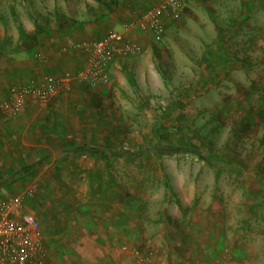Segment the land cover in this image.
Wrapping results in <instances>:
<instances>
[{"label": "rangeland", "instance_id": "1", "mask_svg": "<svg viewBox=\"0 0 264 264\" xmlns=\"http://www.w3.org/2000/svg\"><path fill=\"white\" fill-rule=\"evenodd\" d=\"M76 1L0 0V53L21 22L44 26ZM241 2L191 0L161 42L147 37V52L119 63L122 83L66 86L84 112L74 127L106 154L53 156L0 187V210L40 222L49 264H81L66 244L78 228L68 214L94 202L122 219L123 264H139L136 253L152 264H264V29L249 26Z\"/></svg>", "mask_w": 264, "mask_h": 264}, {"label": "crops", "instance_id": "2", "mask_svg": "<svg viewBox=\"0 0 264 264\" xmlns=\"http://www.w3.org/2000/svg\"><path fill=\"white\" fill-rule=\"evenodd\" d=\"M76 2L74 6L80 8L74 9L72 3L70 13L57 18L49 17L44 26L34 22L28 27L21 22L22 29L33 39L29 42V49L23 42L20 43L19 33L14 43L12 40L6 41V51L0 53V96L6 93V101L13 88L39 86L50 78H63L68 73L76 74L85 70L88 56L80 47L100 42L112 31L123 32L128 41L146 44L147 37L135 23L145 12L155 7L158 0ZM241 5L243 18L248 20L250 27L257 26L261 32L264 29V0H242ZM131 25L135 26L126 30ZM143 49L145 53V46ZM35 57L38 59L35 60ZM121 61L114 63L110 70L111 79L119 83L123 81L115 70ZM70 83L60 86L48 105H42L31 97L15 116L5 118L0 110V140L4 142L2 146L6 151L0 153L6 163V180L0 178V187L4 186V181L6 186L21 181L33 170L47 165L53 156L55 160L62 161L106 154L105 150H98L89 142L91 136L82 138L80 133L83 131L74 127L76 118L84 112L64 94ZM70 110L72 114L64 116ZM76 140H80V144L77 142L79 145ZM89 206L84 211L80 209L79 212L68 214L69 220L78 225L75 231L66 233L73 235V240H66L68 249L81 253L77 255L81 264H123L117 248L122 226L119 213L116 210L107 213L100 202ZM114 207L116 209L115 202ZM80 227L83 228L80 230ZM46 238L48 244V236ZM60 244L62 242L58 241L57 245Z\"/></svg>", "mask_w": 264, "mask_h": 264}, {"label": "built area", "instance_id": "3", "mask_svg": "<svg viewBox=\"0 0 264 264\" xmlns=\"http://www.w3.org/2000/svg\"><path fill=\"white\" fill-rule=\"evenodd\" d=\"M191 0H158L155 7L145 12L135 23L145 37L161 42L166 26L177 22L189 7ZM131 25L126 30L132 29ZM88 56L85 70L50 78L39 86L13 88L6 111L18 113L27 99L33 97L42 103L54 97L64 83L77 82L91 89L103 87L111 81L110 70L114 63L136 58L144 53L143 47L128 41L123 32L112 31L106 39L80 47ZM40 222L31 214H21L17 208L4 205L0 210V264H49V252ZM139 264H152V260L136 253ZM211 264V263H202Z\"/></svg>", "mask_w": 264, "mask_h": 264}, {"label": "trees", "instance_id": "4", "mask_svg": "<svg viewBox=\"0 0 264 264\" xmlns=\"http://www.w3.org/2000/svg\"><path fill=\"white\" fill-rule=\"evenodd\" d=\"M20 37L23 39V38H26V41L27 42H30V41H33V39L31 38V37H29L26 33H25V31L23 30V29H20ZM27 46V48L29 49V47H30V45H29V43L26 45ZM9 95H10V93H9ZM7 101L9 102L10 101V96L8 97V99H7ZM6 101V102H7ZM3 105L4 104H1V107H0V109H3ZM19 113V112H18ZM18 113H13V112H11V113H7V115H6V117H11V116H15V115H17ZM6 114V113H5Z\"/></svg>", "mask_w": 264, "mask_h": 264}]
</instances>
